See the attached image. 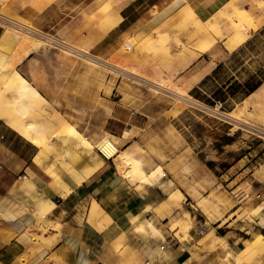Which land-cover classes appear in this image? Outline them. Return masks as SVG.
Returning a JSON list of instances; mask_svg holds the SVG:
<instances>
[{"label":"rangeland","instance_id":"rangeland-1","mask_svg":"<svg viewBox=\"0 0 264 264\" xmlns=\"http://www.w3.org/2000/svg\"><path fill=\"white\" fill-rule=\"evenodd\" d=\"M169 2L171 0H98L77 22L92 21L101 27H124L122 62L115 64L111 59H103L121 68L135 67L144 77L154 81L160 72V77L170 79L178 86L183 85L191 97L190 102H180L171 94L156 92L149 83L140 82L129 73L93 65L88 59L90 56L68 54L64 49L73 46L83 48L70 39L78 31L68 28L58 33L60 17L70 19L71 11L69 16H62L59 9L51 11L40 27L19 17L20 9L26 6L24 0H0V13L9 20L31 26L34 35H46L52 39L51 44L44 46L45 53L50 49L57 50L53 56L58 51L65 53L58 55L67 58V62L54 66L61 70L60 80L48 81L50 89L61 92L59 96L47 97L51 108L61 113L94 145L107 137L128 152L144 175L146 170L156 172L142 185H158L165 192L164 204L154 213L162 221H167L165 229L170 230L182 246H186L191 260L211 264L204 257L213 258L219 253L210 252L222 248L225 253L219 255L218 264H238L233 256L242 253L247 239H255L257 231H253L252 224L258 217L251 211L258 206L264 193V135L248 125L264 129V101L257 103L255 95H251L242 102V97L238 96L227 97L220 105L217 104L220 98L213 95L218 87L214 80L192 92L190 83H182L210 58L209 65L217 61L224 63L217 76L221 82L228 83L237 78L235 90L241 91L238 83L246 84L256 75L264 76V32L247 48L244 45L262 27L234 52L227 49L225 39L219 38L214 47L199 52L194 49L196 38H208V35L193 36L179 18H173L155 31V37L137 44L134 38L137 31L149 17L157 18L159 10ZM210 2L201 8L205 14L199 15L205 23L216 20L224 24L241 6L238 0H221L214 5ZM243 12L247 13L245 7ZM5 23L0 22V37L5 31ZM79 24L74 23L71 27H80ZM129 45L132 49L126 50ZM192 56L195 57L191 63L197 64L183 66ZM72 68L74 70L67 80V72L70 73ZM258 81L260 79L257 78L251 83ZM90 108L96 109L90 111ZM114 163L108 160L105 165L119 173ZM55 170L60 174L63 171L58 165ZM40 171L48 175L45 170ZM119 174L131 184L137 183L126 174ZM142 189V186L137 188L138 191ZM173 190H180L183 196L169 205ZM185 222L187 228L183 225ZM162 228L148 235L136 228L132 231L141 235L149 247L152 242L157 245L159 241L167 245ZM51 230L63 232L61 225L53 224L48 218L43 222L36 217V224L29 226L27 232L32 237L31 254L42 251L43 235ZM39 232L42 235L39 236ZM216 235L226 237L229 247L216 242L214 247L209 245L207 248ZM227 251L233 256L225 259ZM240 264H264V253H254Z\"/></svg>","mask_w":264,"mask_h":264},{"label":"crops","instance_id":"crops-1","mask_svg":"<svg viewBox=\"0 0 264 264\" xmlns=\"http://www.w3.org/2000/svg\"><path fill=\"white\" fill-rule=\"evenodd\" d=\"M97 1L37 0L33 4L22 7L19 17L24 22L34 23L40 27L42 20L46 19L51 11L59 9L62 16H69L68 13L71 11L70 19L65 20L60 17L61 25L58 27V33L60 34L68 28L74 29L75 32L78 31L71 35L70 39L74 43L81 44L90 54L98 55L102 59H111L115 64L121 63L124 58L122 53L123 37L126 33L124 27H101L92 21L81 24L77 22L80 16L93 8ZM208 1L214 5L221 0H171L159 10L157 18H151L146 13L149 17L147 23L134 36L137 44L155 37V31L160 30V27L171 21L185 9L187 4L198 15H204L205 12L201 8ZM134 5L132 2V6ZM243 7L247 14H251L250 4L245 3ZM51 22L53 23V21ZM74 23L81 26L71 27ZM260 27H262L260 32L254 34L244 45V48L261 36V33L264 32V24ZM130 28L132 29V27ZM131 29L127 31H131ZM44 49L46 47L32 53L19 65L18 71L48 100V96L61 95L60 91L50 89L48 84L49 80H60L61 70L54 66L63 65L68 59L58 55L62 53L61 51H58L55 57L53 54L57 50L50 49L45 53ZM209 62L198 66L193 74L186 77L182 83L192 84L190 92L200 90L201 86L209 80H214L218 86L213 95L215 96L218 91H221L225 99L241 96V101L245 102L256 91L248 95L245 94L248 81L246 84L238 83L241 84L239 86L241 91H236L237 78L231 81L227 80L228 83L221 82L222 80L217 76L224 63L217 61L214 65H209ZM195 63H191L189 67H193ZM206 66H210L209 71L196 82V75ZM73 70L74 68L70 73L67 72V80ZM53 73L54 75H50ZM252 78L260 79L261 85L264 83V76L256 75ZM103 95L105 96V94ZM101 96L102 92L100 91L99 104ZM95 109L90 108V111H95ZM37 154V147L0 120V264H57L56 261L60 264H199L197 261L191 260L186 246H182L172 232L165 229L167 221H162L154 213L163 204L162 200L166 196L160 186L142 185L146 182L140 176H127L137 181L133 185L127 179L121 178L120 172L117 173L104 165L98 173L74 190L67 198H62L57 193L58 191L52 187L50 177L36 167L34 161ZM151 174L146 170V176ZM23 177L32 179L38 190L55 203V210L47 215V218L53 224L61 225L63 230V232L51 230L43 235L42 244L44 247L42 251L33 254L30 253L33 247L32 237L28 236L27 232L29 226L34 227L36 224V217L33 214L37 213V210L34 207L28 208L23 199L15 196L12 189L18 179ZM140 186L143 187L142 191L137 190ZM263 203L264 193L261 195L258 205ZM29 210L33 214L29 213ZM146 210H148L146 218L148 224L152 223L153 226H156L157 231L163 226V237L167 245L163 243L162 249L159 251L154 242L149 247L141 235L132 231V228L135 229V227L131 226V219ZM263 219L259 218L252 224L253 231L264 234ZM38 235L42 234L39 232ZM226 244L229 247L227 238ZM216 252L219 254L213 258L206 257L205 259L204 257V260L211 264H218L219 255L224 254L225 251L221 248L210 253ZM27 256L28 259L25 258Z\"/></svg>","mask_w":264,"mask_h":264},{"label":"bare ground","instance_id":"bare-ground-1","mask_svg":"<svg viewBox=\"0 0 264 264\" xmlns=\"http://www.w3.org/2000/svg\"><path fill=\"white\" fill-rule=\"evenodd\" d=\"M36 1L24 0V5L33 4ZM245 3L250 4L251 14L243 12ZM238 4L242 7H237L236 12L233 13V18H230L231 20L224 24L216 20L207 23L201 21L197 12L190 8L188 4L174 18L181 20V23L189 34L193 36L208 35V38H196L195 50L199 52L205 51L213 47L219 38L225 39L227 49L234 52L264 24L263 0H238ZM0 17L8 21L5 23V31L0 37V49L6 48L8 50H0V120L37 147L38 154L34 163L39 169L46 171L48 177L52 180L51 185L58 191L57 193L62 198H67L74 190L98 173L108 160L115 162L118 172L124 173L126 176L140 175L143 181H150L156 172H153L150 175L151 177L144 175L137 168L136 162L130 157L128 152L121 150L107 137L94 145L61 113L51 108L50 102L23 77L18 71V67L32 53L39 51L45 45L51 44L52 39L47 38L46 35L36 36L33 32L24 28L15 27L13 25L14 21L12 19L9 20L7 16L1 13ZM131 48L132 46L129 45L126 50H130ZM68 49L69 51H66L68 54H72L73 52L74 55L80 53L87 57L90 56L88 59L91 64H98L107 69L112 67L111 70L114 69L113 71L129 73L139 81L141 80L140 82L149 83L156 92L171 94L180 102H190L191 100L187 89H184L183 85L178 86L171 82L170 79L160 77V72L154 77V81L144 77L140 74L139 69L135 67L128 66L121 68L107 59L91 55L83 48L73 46ZM194 57L192 56L190 60H186L183 66L189 65ZM209 69L210 66H206L204 70L199 72L196 75V82ZM191 85L190 83L189 86L191 87ZM252 95H255L257 103L264 101V83ZM227 116L229 117V115ZM247 124L242 125L247 126ZM248 125L251 129H256L264 135V129L261 127L250 123ZM57 165L63 169L61 174L55 170ZM12 189L15 196L23 198L27 207H34L37 210V213L33 215L43 222L47 219L45 217L56 208L55 203L46 197L47 195L42 194L34 181L28 177L20 179ZM182 196L183 194L180 190L172 192L168 204H175ZM162 203L164 204V200H162ZM251 212L258 219H263L264 203L255 207ZM147 214L148 210L136 214L131 219V226L135 227L137 231L148 235L150 232L157 230L152 224L147 223ZM262 224L264 226V219L262 220ZM183 225L186 228L188 227L186 222ZM216 242L224 243L227 246L224 236L216 235L215 239L210 243L211 248L216 245ZM162 246L161 241L157 242L158 251L162 249ZM254 253H264V236L258 231L255 233V239L246 240V247L242 250L241 254L233 256L227 251L225 259L226 257L233 256L235 261L240 264Z\"/></svg>","mask_w":264,"mask_h":264},{"label":"trees","instance_id":"trees-1","mask_svg":"<svg viewBox=\"0 0 264 264\" xmlns=\"http://www.w3.org/2000/svg\"><path fill=\"white\" fill-rule=\"evenodd\" d=\"M253 80L255 81V79L252 78L250 80V82H248L247 85H246L247 92L245 94H247V95L249 93L254 92L261 85V81H258V82H255L254 84H252L251 81H253ZM215 97L218 98V99L220 98L218 100V102H221L222 104L225 102V96H224V94L221 91H218L215 94Z\"/></svg>","mask_w":264,"mask_h":264},{"label":"built area","instance_id":"built-area-1","mask_svg":"<svg viewBox=\"0 0 264 264\" xmlns=\"http://www.w3.org/2000/svg\"><path fill=\"white\" fill-rule=\"evenodd\" d=\"M0 22H3V23H5V22H8V21H6V20H4V18H1L0 17ZM13 25L15 26V27H19V28H24L25 30H28V31H30V32H33L34 33V30L31 28V26H29V25H26V24H23V23H20V22H13ZM35 34V33H34ZM64 49V48H63ZM132 49V48H131ZM64 50H67V51H69V49L67 48V49H64ZM73 53V52H72ZM217 104H220V105H222V103L221 102H217Z\"/></svg>","mask_w":264,"mask_h":264}]
</instances>
